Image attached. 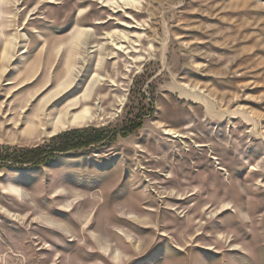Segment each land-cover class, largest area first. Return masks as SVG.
Instances as JSON below:
<instances>
[{
  "label": "rangeland",
  "instance_id": "1",
  "mask_svg": "<svg viewBox=\"0 0 264 264\" xmlns=\"http://www.w3.org/2000/svg\"><path fill=\"white\" fill-rule=\"evenodd\" d=\"M84 128L0 164V264H264V0H0V151Z\"/></svg>",
  "mask_w": 264,
  "mask_h": 264
},
{
  "label": "trees",
  "instance_id": "2",
  "mask_svg": "<svg viewBox=\"0 0 264 264\" xmlns=\"http://www.w3.org/2000/svg\"><path fill=\"white\" fill-rule=\"evenodd\" d=\"M140 128V124H132L124 137ZM106 140L101 130L93 128L69 129L58 133L52 138V145L34 148L6 147L0 151V164L10 168L31 169L50 163L58 155L71 151L87 149L92 145L101 144Z\"/></svg>",
  "mask_w": 264,
  "mask_h": 264
}]
</instances>
